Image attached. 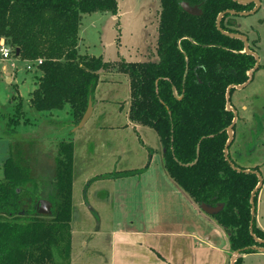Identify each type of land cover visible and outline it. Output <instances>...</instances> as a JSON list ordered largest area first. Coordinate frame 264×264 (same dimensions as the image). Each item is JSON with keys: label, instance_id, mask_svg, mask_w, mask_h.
Returning a JSON list of instances; mask_svg holds the SVG:
<instances>
[{"label": "trees", "instance_id": "obj_1", "mask_svg": "<svg viewBox=\"0 0 264 264\" xmlns=\"http://www.w3.org/2000/svg\"><path fill=\"white\" fill-rule=\"evenodd\" d=\"M182 2L199 6L202 13H187ZM160 4L156 60L128 61L122 57L106 61L102 56L79 53L83 15H117V0H0V38L15 52L20 50L21 60L43 61L39 65L42 75L29 100L31 107L51 113L68 105L76 124L89 98L94 101L102 75L106 79L112 74L127 76L128 118L133 125L157 133L167 174L199 207L222 206L210 216L225 231L229 251H240L241 256L256 252L253 247H264V231L255 218L251 228V198L259 184L260 166L245 167L235 161L230 150L234 139L227 155L225 152L227 130L235 118L227 92L248 82L256 59L245 52L243 40L217 27L221 13L250 11L255 4L234 0H160ZM235 18L232 14L223 17L225 32L241 33ZM250 49L254 51L251 44ZM16 99L12 96L9 102ZM18 100L20 107V96ZM23 115L21 111L9 117L12 125ZM60 154L65 159L58 161L62 173L56 179L61 201L52 222L36 217L38 196L36 188L29 187L34 183L29 171L12 161L4 166L0 180V264H53L64 243V258L70 261L72 145L63 144ZM241 256L235 264H241Z\"/></svg>", "mask_w": 264, "mask_h": 264}, {"label": "rangeland", "instance_id": "obj_2", "mask_svg": "<svg viewBox=\"0 0 264 264\" xmlns=\"http://www.w3.org/2000/svg\"><path fill=\"white\" fill-rule=\"evenodd\" d=\"M160 11V0H119L117 15L110 12L85 14L80 29L83 37L80 52L90 56H102L106 61H116L122 57L156 60ZM235 20L241 33L250 34L251 38L256 39L250 40L251 47L258 54L262 66L254 73L247 86L234 89L230 96L229 105L237 117L234 143L230 150L238 164L245 167L260 166L264 180V0H261L258 12L250 16H236ZM37 60H29L33 66L29 70L26 67L30 62L17 57L0 60V180L4 177V166L9 161L27 169L34 181L29 183V187L37 190L38 199L34 204L36 209H41V200L52 204L50 214L37 211L36 217L52 222L57 204L61 201V197L57 195L59 190L56 184L57 177L62 173L59 169L61 163L58 161L65 160L60 154L61 146L71 144L74 206L72 239L73 235L75 240L82 237L87 240L103 239L106 236H100V231L111 225V217L115 216L112 220L114 225H122L125 220L121 213L126 217L132 215L124 213L128 210L135 212L133 217L144 214L146 219L154 218L164 222L169 216L167 209L170 202L167 198L168 176L164 168L162 145L154 130H135L130 125L125 126L129 121L127 110L130 101V86L122 77L125 75L110 76L112 80L119 79V83L99 82L95 94L98 99L105 101V106L99 108V111H103V117L99 118L95 114L83 128L75 130L77 121L70 106L66 105L64 109L51 113L37 112L31 107L29 100L35 88L34 82L37 75L42 74ZM15 73L18 74L16 79ZM7 77H11L12 81L9 82ZM12 95L17 99L9 102ZM18 96L22 100L20 107L17 106ZM17 110L24 115L12 125L9 117L19 115ZM104 122L110 124V127H105ZM141 167L147 169L140 176L141 179L136 174L119 176L123 178L120 182L111 179L127 172L138 171L130 168ZM117 184H122L132 196L127 210L120 206L121 210L112 212L97 198L103 196V191L120 189ZM143 187L154 189L157 192L156 198H148L146 207L141 204L142 208H136L134 205L140 199L134 193L143 192ZM258 205L259 215L264 223V186L258 196ZM140 210L141 213L136 214ZM128 222L129 219L126 220ZM64 245L65 243L56 251L53 264H71L72 248L70 261H67L64 258ZM234 253L229 252L228 264H232ZM247 264H264V257L250 256Z\"/></svg>", "mask_w": 264, "mask_h": 264}, {"label": "crops", "instance_id": "obj_3", "mask_svg": "<svg viewBox=\"0 0 264 264\" xmlns=\"http://www.w3.org/2000/svg\"><path fill=\"white\" fill-rule=\"evenodd\" d=\"M117 2L119 6V0H117ZM80 29L81 25L79 27L78 51L82 54L80 52V43L83 37L80 35ZM247 36L249 42L251 39L252 41H256L255 38H251L250 34H247ZM17 58L20 59L19 57ZM125 59L128 61H144L140 59ZM22 61L27 63L30 62L28 60ZM40 76L37 75V79L34 82L35 88ZM17 77L18 74L15 73L14 78L16 79ZM122 77L128 82L126 76ZM106 78V76L102 75L101 82L119 83V79L118 81L112 80L110 76L108 79ZM7 80L11 82L12 78L7 77ZM17 90H19V88H17ZM104 102L103 99H98L96 94L94 95V111L90 119H92L95 114H98L97 117L99 118L103 117V113H101L103 111H99V108L105 106L103 105ZM104 125L105 127H110V124L107 122H104ZM128 125L135 128V130H137V128L143 129L141 126L133 125L130 120L125 124V126ZM130 169L140 170L142 167ZM146 171L147 169L143 173L136 174V177L141 179L140 176L142 177ZM167 176V198L170 202V206L167 209V214L169 216L164 222L157 221L156 219L154 220V218L146 219L144 214L141 217L138 215L133 217L135 212L128 210L124 213L132 215L126 217V215L121 213L125 223L116 226L112 222L115 216H112L111 225L100 231V236H106L102 237L103 239L93 240L90 238L87 240L82 237L80 240H75L73 235V255L71 264H228L230 251L225 231L219 225L215 224L212 217L207 213L205 214L201 207L193 202L188 194L180 188L168 174ZM111 179L112 181L120 182L123 178L115 176L111 177ZM117 185L120 186V189L115 187L116 190L103 191V196L97 198L98 201L106 204L112 212L116 209H120V206L122 209L127 210L129 199L131 200L132 196V193L125 190L122 184ZM141 190L143 192L138 191L134 193L140 199V202L134 205L136 208H142V206H140L141 204H144L143 206L146 207L148 198L151 200L156 198L157 192H154V189L149 188L148 190L147 187H143ZM258 196L255 219L257 226L264 231V223L259 215ZM141 200L144 202H141ZM141 211L142 210L136 214L141 213ZM94 213H96V211H94ZM128 219L129 222L126 223ZM155 223L160 225H156ZM219 238L221 240H219ZM250 256L264 257V250L243 255V264H247V260Z\"/></svg>", "mask_w": 264, "mask_h": 264}, {"label": "water", "instance_id": "obj_4", "mask_svg": "<svg viewBox=\"0 0 264 264\" xmlns=\"http://www.w3.org/2000/svg\"><path fill=\"white\" fill-rule=\"evenodd\" d=\"M234 1H237L238 3L243 4V5L248 4V3H254L255 4V7L252 10H250V11H240V12H238V11H235V10H227V11L221 13L218 16V19H217V27H218V29L222 33H224L226 35H229V36H232V37H236V38H240L241 40H243L244 45H245V52L250 54V55H253L255 57V59H256L255 67L249 72L250 78H249L248 82L245 83V84H242V85L233 86L235 89L236 88L237 89H241V88L247 86V84L253 78L254 73L258 70V68H259V66L261 64L260 63V59H259L258 54L255 51H252L250 49V42H249V38H248L247 35H245L243 33L236 34V33L225 32L222 29V27H221V21H222L223 17L226 14H232L234 16H250L252 14H255L256 12L259 11V9L261 7V0H234ZM181 6L189 14L200 15L202 13V10H201V8L199 6H191L188 2H182ZM19 54H20V50L17 49L16 52H15V55L18 57ZM233 87H230L228 89V92H227L228 104H229V100H230V90ZM229 109L234 112V110L230 107V105H229ZM93 111H94V101H93V98L90 97L89 101H88V107H87L83 117L79 121V123L77 125H75V130L81 129V128H83L86 125V123L91 118V116L93 114ZM234 114H235V112H234ZM236 121H237V117H236V114H235V118L233 120V123L227 130L228 131V135H229V140H228L226 148H225L226 155L228 154L229 145L232 143V141L234 139V127H235ZM257 175L259 177V184H258L257 188L255 189V191L252 193V198H251V201H252V223H251V228L253 227V219L255 218V214H256V206H255V203H254L255 195H256V192L259 189H261V187L263 186V181H264L263 178H262L261 173H257ZM40 205H41V209L37 210L39 213H41V214H50L51 213L52 204L49 201L41 200L40 201ZM200 207H201L202 211H204L205 213H207L209 215L216 214L222 209L221 205L218 206V207H211V206H208L206 204H202ZM257 241L261 242V240H259V239H257ZM253 249L256 250V251H260V250H264V247H253ZM240 254H241L240 251H236L234 253V256L232 257V264L236 263L237 258L241 256Z\"/></svg>", "mask_w": 264, "mask_h": 264}, {"label": "built area", "instance_id": "obj_5", "mask_svg": "<svg viewBox=\"0 0 264 264\" xmlns=\"http://www.w3.org/2000/svg\"><path fill=\"white\" fill-rule=\"evenodd\" d=\"M11 57H17L15 55V50L7 43L5 38H0V60H9ZM42 62V59L36 61L38 65L42 64ZM32 67L30 63L26 68L29 70Z\"/></svg>", "mask_w": 264, "mask_h": 264}]
</instances>
